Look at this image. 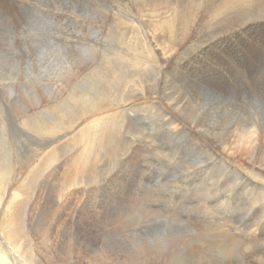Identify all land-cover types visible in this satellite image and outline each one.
I'll use <instances>...</instances> for the list:
<instances>
[{"label": "rangeland", "instance_id": "1", "mask_svg": "<svg viewBox=\"0 0 264 264\" xmlns=\"http://www.w3.org/2000/svg\"><path fill=\"white\" fill-rule=\"evenodd\" d=\"M218 1L121 0L113 12L132 34L104 28L103 57L74 77L64 72L76 57L48 26L27 32L33 59L0 50V262L16 264L13 193L54 151L18 219L23 264H264V196L208 163L213 154L264 189V0ZM72 2L93 19L87 0ZM107 62L135 78L116 72L103 87ZM76 168L84 176L64 185Z\"/></svg>", "mask_w": 264, "mask_h": 264}, {"label": "bare ground", "instance_id": "2", "mask_svg": "<svg viewBox=\"0 0 264 264\" xmlns=\"http://www.w3.org/2000/svg\"><path fill=\"white\" fill-rule=\"evenodd\" d=\"M87 1L89 2V6L95 11V16L93 19H89L80 15L77 12V8L75 6L77 4L74 5L73 2L75 1L72 2V0H0V50L4 51L11 48L16 49L23 58L33 59L35 56L30 49L33 44V39L27 34V32L34 27L48 26L50 28V36L64 43L69 48H64L63 53L68 57L74 56L77 59L76 64H70L64 73L67 75V77H74L83 73V71H85L89 66L90 58L96 56L103 57L102 47L104 42L102 44V39H100V37L103 36L104 28L110 26L116 28L117 26L118 30L120 28V34L123 33V30L128 37L132 34V29L125 24V16L120 13L115 14L117 12H113L121 0ZM79 2L80 1H78V3ZM85 2L83 3L85 4ZM234 2H236V0H219L216 7L220 8ZM189 14L190 13L184 14L182 19L178 21L180 26L178 36H184L187 33L185 32V25L189 20ZM168 34L169 29H166V35ZM91 36H95V40H90ZM64 65L66 64L64 63ZM102 71L103 72L99 75L101 85L103 77L110 76L112 78L116 72L117 74L114 76V78L118 77V73H120L119 79L121 80L124 79L125 81H128L135 78V74L131 73L128 69L122 66L120 67L119 65L114 66L108 62L105 63ZM106 81H108V79ZM39 86L43 89L45 85L41 83ZM120 86H122L121 82ZM123 90L124 89H122L121 92H124ZM182 97L187 100V98H185L183 95ZM129 98L130 96L128 99ZM87 106H89L87 103L71 104L65 114V120L60 122L59 125L64 126L69 121H74L80 118L86 111ZM217 142L218 141L216 140V144ZM239 154L248 156L249 152H243ZM253 160L249 159L248 161L252 167L257 162ZM53 161L54 151H51L40 161L38 169L35 171L34 177L29 180L28 186H25L22 190L14 191V200L6 208V213L4 214L7 219L5 230L8 232V238L10 239V243L8 244L9 248H7L10 250L13 263L23 264V261L12 250L22 252L24 255V247L21 246V241L24 239V234L21 231L22 226L18 219L19 216H21L22 211L27 209V204L30 201V199L28 200L27 198L28 196L30 198L28 191L34 187V180L37 177V172L40 173L42 169L51 166ZM208 163L214 164L221 172L230 176L229 178L232 179L235 184L244 186L250 192H259L260 195L264 196V189L257 187L260 185H254L249 179L244 177L238 171L226 165L220 158H216L215 155L211 154L209 156ZM85 171L86 170H83V168H76L72 172L70 171V173L66 172L62 179V181H64V185L66 182L68 183L72 180L82 178L85 174ZM251 179L263 181V176L262 174L258 173L251 176ZM257 188L261 189L262 191H259ZM1 195H4V193L2 192L0 180V196ZM43 213L42 215H44ZM79 223L81 224V222ZM74 236L77 242L78 236L76 232ZM79 243L82 244L81 241H79ZM0 264L6 263L1 261Z\"/></svg>", "mask_w": 264, "mask_h": 264}]
</instances>
